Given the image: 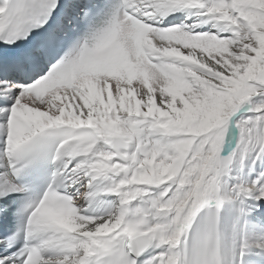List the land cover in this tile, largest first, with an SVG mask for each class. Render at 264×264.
Masks as SVG:
<instances>
[{"label": "snow or ice", "instance_id": "snow-or-ice-1", "mask_svg": "<svg viewBox=\"0 0 264 264\" xmlns=\"http://www.w3.org/2000/svg\"><path fill=\"white\" fill-rule=\"evenodd\" d=\"M0 264H264V0H0Z\"/></svg>", "mask_w": 264, "mask_h": 264}]
</instances>
